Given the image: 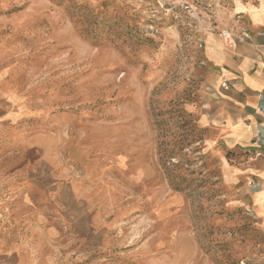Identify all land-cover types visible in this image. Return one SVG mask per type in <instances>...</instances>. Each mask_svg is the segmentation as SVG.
<instances>
[{"label": "rangeland", "instance_id": "374dc122", "mask_svg": "<svg viewBox=\"0 0 264 264\" xmlns=\"http://www.w3.org/2000/svg\"><path fill=\"white\" fill-rule=\"evenodd\" d=\"M252 1L0 0L2 240L51 264H264L248 153L200 114L206 38Z\"/></svg>", "mask_w": 264, "mask_h": 264}, {"label": "crops", "instance_id": "0c3cea01", "mask_svg": "<svg viewBox=\"0 0 264 264\" xmlns=\"http://www.w3.org/2000/svg\"><path fill=\"white\" fill-rule=\"evenodd\" d=\"M236 13L242 16L226 30L235 39L234 49L226 47L222 35L206 38L205 56L211 68L200 114L228 146L248 153V176L256 181L255 200L264 220V142L260 137L264 127V0H254ZM2 148L0 143V152ZM26 180L39 187L34 185L38 176L30 174ZM26 192L20 191V196L25 198ZM47 230L51 240V227ZM31 245L3 241L0 235V264H51V255L45 257Z\"/></svg>", "mask_w": 264, "mask_h": 264}, {"label": "built area", "instance_id": "2783aa9c", "mask_svg": "<svg viewBox=\"0 0 264 264\" xmlns=\"http://www.w3.org/2000/svg\"><path fill=\"white\" fill-rule=\"evenodd\" d=\"M222 37L224 39L225 45L227 48L229 49H234L236 42L235 39L232 35V33L225 31L222 34ZM260 137H261V141L264 142V127L262 128L261 132H260Z\"/></svg>", "mask_w": 264, "mask_h": 264}]
</instances>
